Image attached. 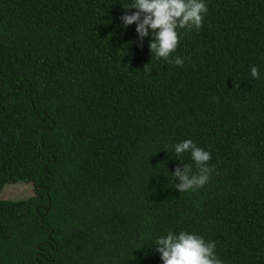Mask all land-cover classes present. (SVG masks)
<instances>
[{
  "label": "trees",
  "instance_id": "16d2710c",
  "mask_svg": "<svg viewBox=\"0 0 264 264\" xmlns=\"http://www.w3.org/2000/svg\"><path fill=\"white\" fill-rule=\"evenodd\" d=\"M206 2L180 67L122 28L129 0H0V195L35 187L0 199V264H163L169 231L264 264V0ZM183 140L215 167L185 193Z\"/></svg>",
  "mask_w": 264,
  "mask_h": 264
},
{
  "label": "clouds",
  "instance_id": "9594fccd",
  "mask_svg": "<svg viewBox=\"0 0 264 264\" xmlns=\"http://www.w3.org/2000/svg\"><path fill=\"white\" fill-rule=\"evenodd\" d=\"M121 26L125 30L136 25L139 43L151 38L149 49L152 57L163 59L175 66L182 67L185 59L179 55L173 58L181 38L180 29L198 30L203 26L208 13L206 0H129L124 6ZM135 10V11H132ZM251 76L260 78L259 69L251 68ZM177 156L185 152L190 154L196 171L191 164L177 167L171 173L175 188L181 193L203 188L215 171L209 166L212 153L192 140H183L174 145ZM155 250L160 254L163 264H224L216 253V242L206 241L195 233L169 231L155 239Z\"/></svg>",
  "mask_w": 264,
  "mask_h": 264
},
{
  "label": "rangeland",
  "instance_id": "374dc122",
  "mask_svg": "<svg viewBox=\"0 0 264 264\" xmlns=\"http://www.w3.org/2000/svg\"><path fill=\"white\" fill-rule=\"evenodd\" d=\"M35 187L32 184H7L1 195V200L19 201L33 197Z\"/></svg>",
  "mask_w": 264,
  "mask_h": 264
}]
</instances>
